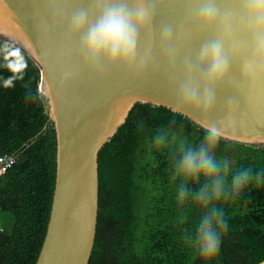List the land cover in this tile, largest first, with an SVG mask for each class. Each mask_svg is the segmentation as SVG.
<instances>
[{"label":"trees","instance_id":"16d2710c","mask_svg":"<svg viewBox=\"0 0 264 264\" xmlns=\"http://www.w3.org/2000/svg\"><path fill=\"white\" fill-rule=\"evenodd\" d=\"M5 55L17 61L22 56L27 64L24 79L10 88L2 83L12 75ZM39 80L32 60L0 40V155H14L0 176V264H35L49 220L56 137ZM205 135L206 129L164 106L136 103L131 108L98 152L97 224L88 264H256L264 259V181L248 184L239 194L229 189L218 202L227 229L214 257L205 258L188 238L204 212L193 202L204 178L184 184L191 191L181 205L182 181L174 163L181 140L198 146ZM232 151L231 174L247 166L264 169V144L219 138L215 152Z\"/></svg>","mask_w":264,"mask_h":264},{"label":"clouds","instance_id":"9594fccd","mask_svg":"<svg viewBox=\"0 0 264 264\" xmlns=\"http://www.w3.org/2000/svg\"><path fill=\"white\" fill-rule=\"evenodd\" d=\"M183 4L190 30L207 35L195 55L182 52L174 43V25L154 23L162 7L173 6L172 0H44L36 23L38 28L63 29L74 45L80 68L97 76L114 67L135 75L160 73L178 109L209 113L215 105L216 87L225 79L237 88L264 81V0H183ZM149 35L152 42L145 43ZM5 60L6 67L12 65V75L2 83L5 88L14 87L15 81L24 79L27 64L22 56L17 61L5 55ZM233 62L238 63L241 79L230 75ZM75 74L70 69L65 76ZM232 105L235 98L227 101V106ZM226 112L219 121L221 126L231 123ZM220 136L221 127L212 124L198 146L181 140L174 163L175 174L182 181L178 195L181 205L191 191L184 184L204 178L193 195V202L204 212L188 238L205 258L219 252L222 233L227 229L224 209L218 204L227 198L224 193L230 189L239 194L248 184L264 181V169L255 171L252 166L237 168L231 174L227 160L214 155ZM156 143L161 145L163 137L158 136Z\"/></svg>","mask_w":264,"mask_h":264},{"label":"water","instance_id":"95a60500","mask_svg":"<svg viewBox=\"0 0 264 264\" xmlns=\"http://www.w3.org/2000/svg\"><path fill=\"white\" fill-rule=\"evenodd\" d=\"M172 3L158 11L154 23L174 25V43L195 55L207 35L190 30L183 0ZM43 10L44 0H0V40L18 48L39 69L38 90L56 137L54 191L35 264H88L97 224L98 152L136 103L164 106L204 129L216 124L225 140L264 144V81L237 88L225 79L216 87L211 112L178 109L160 73L135 75L114 67L97 76L80 68L74 45L61 27H37V12ZM144 42L151 43L152 37ZM70 69L76 74L65 76ZM230 75L241 79L238 63H232ZM229 98H235V105L227 106ZM226 111L231 123L221 126ZM256 264H264V259Z\"/></svg>","mask_w":264,"mask_h":264},{"label":"built area","instance_id":"2783aa9c","mask_svg":"<svg viewBox=\"0 0 264 264\" xmlns=\"http://www.w3.org/2000/svg\"><path fill=\"white\" fill-rule=\"evenodd\" d=\"M14 163L13 154H1L0 155V176L4 174Z\"/></svg>","mask_w":264,"mask_h":264},{"label":"rangeland","instance_id":"374dc122","mask_svg":"<svg viewBox=\"0 0 264 264\" xmlns=\"http://www.w3.org/2000/svg\"><path fill=\"white\" fill-rule=\"evenodd\" d=\"M236 149L240 150L241 148H236ZM214 155L217 158L227 160L230 171L234 169V164L236 162V155L234 151H232V153H229L228 155H223L221 153L214 152Z\"/></svg>","mask_w":264,"mask_h":264}]
</instances>
